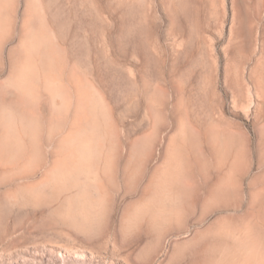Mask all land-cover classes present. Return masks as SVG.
<instances>
[{
	"label": "rangeland",
	"instance_id": "374dc122",
	"mask_svg": "<svg viewBox=\"0 0 264 264\" xmlns=\"http://www.w3.org/2000/svg\"><path fill=\"white\" fill-rule=\"evenodd\" d=\"M0 264H264V0H0Z\"/></svg>",
	"mask_w": 264,
	"mask_h": 264
},
{
	"label": "bare ground",
	"instance_id": "6f19581e",
	"mask_svg": "<svg viewBox=\"0 0 264 264\" xmlns=\"http://www.w3.org/2000/svg\"><path fill=\"white\" fill-rule=\"evenodd\" d=\"M74 250V248H67V251H71ZM77 250V249H76Z\"/></svg>",
	"mask_w": 264,
	"mask_h": 264
}]
</instances>
